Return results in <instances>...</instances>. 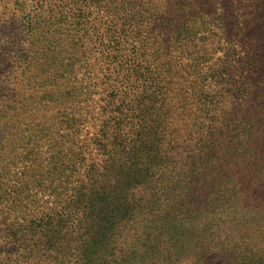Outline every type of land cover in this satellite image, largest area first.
<instances>
[{
    "label": "rangeland",
    "instance_id": "obj_1",
    "mask_svg": "<svg viewBox=\"0 0 264 264\" xmlns=\"http://www.w3.org/2000/svg\"><path fill=\"white\" fill-rule=\"evenodd\" d=\"M174 4L182 0H0V264H39V238L43 250L53 247L80 216L77 208L95 195L111 198L119 151L133 145L143 122L160 123L159 89L181 95L217 87L216 64L239 53L234 22L185 24V50L171 25L183 24ZM159 73L172 77L170 86ZM247 205L213 204V224H238L226 230L229 246L219 238L212 264H264V215L250 219ZM203 216H193L197 235ZM241 223L257 227L241 230ZM165 234L172 260L181 232ZM136 253L131 264H157L146 260L157 253L154 242Z\"/></svg>",
    "mask_w": 264,
    "mask_h": 264
},
{
    "label": "trees",
    "instance_id": "obj_2",
    "mask_svg": "<svg viewBox=\"0 0 264 264\" xmlns=\"http://www.w3.org/2000/svg\"><path fill=\"white\" fill-rule=\"evenodd\" d=\"M184 1L174 4L183 24H171L178 44L184 38V48L189 50L191 27L185 24L225 16L236 27L233 44L239 53L225 54L223 62L216 64L217 87L213 89L209 84L197 92L170 95L162 85L158 90L160 123L143 122L141 132L129 142L133 145L119 151L120 171L109 186L111 198L95 195L77 208L80 216L75 224L63 227L62 238L53 247L43 250L39 238V264H131L138 259L140 244L151 242L157 253L146 260L153 263L180 264L193 259L192 264L204 260L212 264L222 249L219 238L223 235L229 246L233 236L226 230L238 224L224 225L218 220L213 224L214 203L228 206L236 200L248 204L243 209L251 213L244 211L250 219L264 215V0ZM241 7L244 10L238 16ZM168 17L174 20L175 16ZM159 74L160 81L167 80L170 86L172 77ZM215 186L226 187L218 191ZM141 189L145 191L138 196ZM196 212L204 214L198 235L191 227ZM240 226L250 231L257 227L255 223L252 229L246 223ZM178 230L182 236L175 242L180 244L174 248L178 252L172 260L170 254L166 259L172 247L165 246L172 238L165 240V232L175 236Z\"/></svg>",
    "mask_w": 264,
    "mask_h": 264
}]
</instances>
